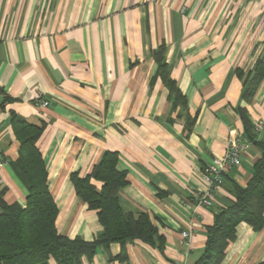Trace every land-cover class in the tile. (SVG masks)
Listing matches in <instances>:
<instances>
[{"label":"crops","instance_id":"obj_1","mask_svg":"<svg viewBox=\"0 0 264 264\" xmlns=\"http://www.w3.org/2000/svg\"><path fill=\"white\" fill-rule=\"evenodd\" d=\"M259 59L264 0H0L4 199L25 205L28 194L14 166L15 113L45 127L37 147L61 234L92 241L102 232L72 174H89L114 151L129 181L120 190L122 209L148 214L162 236L163 246L136 239L125 249L100 247L83 264H195L207 227L235 201L234 185L248 184L262 156L238 111L245 108L262 126L257 141H264V80L244 98V80ZM235 136L250 144L241 165L225 176L211 206L198 204L195 194L206 189L202 169ZM262 262L264 228L239 223L221 264Z\"/></svg>","mask_w":264,"mask_h":264},{"label":"trees","instance_id":"obj_2","mask_svg":"<svg viewBox=\"0 0 264 264\" xmlns=\"http://www.w3.org/2000/svg\"><path fill=\"white\" fill-rule=\"evenodd\" d=\"M161 72L165 77V65ZM263 80L264 61L259 59L244 80L246 100L254 97ZM177 98L182 97L177 93ZM238 111L247 136L259 144L262 156L254 164L248 184L234 185L235 201L217 212L214 223L207 227L206 247L195 264H221L229 243L236 238L239 223L245 222L254 230L264 228V141H257L258 132L246 109ZM12 126L20 142L14 166L28 194L25 205H21L6 202L4 191L0 190V264H51L53 260L58 264H83V258L92 259L100 247L120 243L125 249L128 242L136 239L147 243L159 241L163 246L162 236L148 214L136 216L122 209L119 194L129 181L126 172L118 169V153L114 151H105L89 174H72L76 194L97 211L102 232L92 241L61 234L56 226L59 208L49 187L46 163L37 147L45 127L15 113ZM93 180L102 182V186L98 188Z\"/></svg>","mask_w":264,"mask_h":264},{"label":"built area","instance_id":"obj_3","mask_svg":"<svg viewBox=\"0 0 264 264\" xmlns=\"http://www.w3.org/2000/svg\"><path fill=\"white\" fill-rule=\"evenodd\" d=\"M42 106H48L49 102L40 100ZM256 130L261 131L262 126H257ZM250 147L249 143L241 141L238 137H230L225 153L220 157H215L202 169V179L205 184V191L197 192L198 204L211 206L215 200L216 190L223 184L225 176L235 167L241 165L242 153ZM4 165V160L0 159V168ZM183 236L188 237L190 233L183 231Z\"/></svg>","mask_w":264,"mask_h":264}]
</instances>
